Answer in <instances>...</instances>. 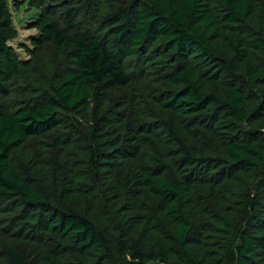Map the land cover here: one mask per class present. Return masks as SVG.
I'll return each instance as SVG.
<instances>
[{
	"label": "trees",
	"instance_id": "obj_1",
	"mask_svg": "<svg viewBox=\"0 0 264 264\" xmlns=\"http://www.w3.org/2000/svg\"><path fill=\"white\" fill-rule=\"evenodd\" d=\"M24 1L0 264H264V0Z\"/></svg>",
	"mask_w": 264,
	"mask_h": 264
},
{
	"label": "rangeland",
	"instance_id": "obj_2",
	"mask_svg": "<svg viewBox=\"0 0 264 264\" xmlns=\"http://www.w3.org/2000/svg\"><path fill=\"white\" fill-rule=\"evenodd\" d=\"M8 1L12 5L19 3V8H16L13 11L14 23L20 33V37H18L14 42L15 46L18 47L21 41L26 42L27 41L26 39L30 35L36 33L35 29L27 28V26H28V22L32 19V17H34V15L37 14V11L36 8L30 7L29 3L25 2L24 0H8ZM22 55L26 57V54H22Z\"/></svg>",
	"mask_w": 264,
	"mask_h": 264
}]
</instances>
